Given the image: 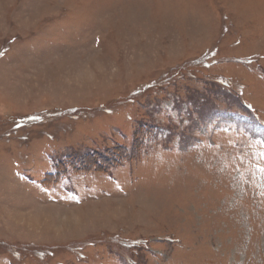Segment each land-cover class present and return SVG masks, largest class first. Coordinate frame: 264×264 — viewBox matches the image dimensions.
Masks as SVG:
<instances>
[{"label": "rangeland", "instance_id": "rangeland-1", "mask_svg": "<svg viewBox=\"0 0 264 264\" xmlns=\"http://www.w3.org/2000/svg\"><path fill=\"white\" fill-rule=\"evenodd\" d=\"M0 264H264V0H0Z\"/></svg>", "mask_w": 264, "mask_h": 264}, {"label": "trees", "instance_id": "trees-1", "mask_svg": "<svg viewBox=\"0 0 264 264\" xmlns=\"http://www.w3.org/2000/svg\"><path fill=\"white\" fill-rule=\"evenodd\" d=\"M149 133L145 131L143 136L146 137ZM131 150L123 149L121 147L115 149H109L105 152H92L84 155L80 158H74V161H71L70 166L74 167L75 172H102L109 174L114 168L123 166L127 162L133 161L136 158V155H130ZM138 156V155H137ZM78 166V168H76ZM61 172L58 173L60 176L63 175ZM66 171H64L65 173ZM58 176V175H57ZM59 177V176H58ZM48 189H50V184H46Z\"/></svg>", "mask_w": 264, "mask_h": 264}]
</instances>
